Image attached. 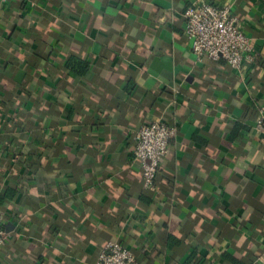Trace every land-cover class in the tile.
<instances>
[{
	"label": "crops",
	"instance_id": "crops-1",
	"mask_svg": "<svg viewBox=\"0 0 264 264\" xmlns=\"http://www.w3.org/2000/svg\"><path fill=\"white\" fill-rule=\"evenodd\" d=\"M190 1H0V264H92L109 240L133 264H264V0H207L254 46L239 71L196 59ZM155 119L177 131L148 190L133 135Z\"/></svg>",
	"mask_w": 264,
	"mask_h": 264
},
{
	"label": "built area",
	"instance_id": "built-area-1",
	"mask_svg": "<svg viewBox=\"0 0 264 264\" xmlns=\"http://www.w3.org/2000/svg\"><path fill=\"white\" fill-rule=\"evenodd\" d=\"M4 2L6 0H0ZM184 34L196 59L223 60L233 70H241L244 62L255 63L257 54L243 24L229 5H217L207 0H191L183 11ZM254 128L264 139V106L257 107ZM176 125L163 120H151L134 133L132 153L140 162L142 185L155 189V178L163 158L168 154ZM5 211L0 208V250L8 232L4 228ZM130 248L118 240H109L92 264H133Z\"/></svg>",
	"mask_w": 264,
	"mask_h": 264
},
{
	"label": "trees",
	"instance_id": "trees-1",
	"mask_svg": "<svg viewBox=\"0 0 264 264\" xmlns=\"http://www.w3.org/2000/svg\"><path fill=\"white\" fill-rule=\"evenodd\" d=\"M72 63H74V61H73V60H70V61H69V64H70L71 66H73ZM13 195H14V190H12V191H7L4 195H0V208H1V209H3L2 206H3L4 201H6L5 199L12 198ZM2 200H4V201H2ZM223 257H224V258H225L230 264H250L249 262H246V261H244V260H240V259H238V258L232 256V255L229 254V253H223ZM194 260H195V262H197L198 264H203V262H201L199 258H198V259L194 258ZM197 260H198V261H197Z\"/></svg>",
	"mask_w": 264,
	"mask_h": 264
}]
</instances>
